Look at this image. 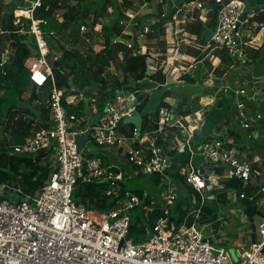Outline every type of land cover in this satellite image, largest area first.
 I'll return each instance as SVG.
<instances>
[{"label":"built area","instance_id":"built-area-1","mask_svg":"<svg viewBox=\"0 0 264 264\" xmlns=\"http://www.w3.org/2000/svg\"><path fill=\"white\" fill-rule=\"evenodd\" d=\"M11 1L7 0L5 4L12 5ZM152 1L159 5L168 0ZM172 1L174 6L175 0ZM151 2H144V6H149ZM24 3L28 5L24 6ZM24 3L12 9L14 23L19 26V30L14 33L19 35L30 33L35 37L40 54L37 57H30L26 61V67L32 83L38 89L51 84L46 99L51 126L42 127L25 136L22 141L13 144L12 152L24 157H36L42 152L49 153L52 171L44 184L33 194L24 192L20 185L0 183V264H233L225 246L219 242L216 244L206 237L196 226V220L206 201L216 199L213 190L217 186L222 187L219 185L221 178L238 177L245 185L253 186V182L256 183V175L261 174L260 170L253 169V163L254 161L262 163L261 158L250 160L237 147L225 127L222 135L210 137L200 146H196V142H193L191 121L202 120L201 109L194 112L198 116L197 119H192L191 115L176 114L175 109L183 99L177 95L173 97L174 101H168L170 96L166 97L165 101L170 106L160 107L156 129L153 132L142 133V130L139 131L136 127L128 133L122 131V125L126 124L124 120L139 113L137 107L141 101L137 95L139 90H126V86L120 90H109L116 84L113 83L112 75L119 76L118 70L122 76L114 63L102 74L110 83L105 90L111 94L104 109L99 111L95 105V98H90L77 90L79 92L76 91V94L72 95L70 104L78 105L83 101L87 103L84 109L70 112L63 104L66 90L57 85L54 75V64L60 60L63 52L59 53L60 56L54 54L52 60L48 59L50 51L45 34L49 22L48 19L35 16V10L42 5V0H28ZM212 3L221 5V8L216 9L217 25L215 30H212L213 35L208 46L212 45V50L224 48L232 54L239 52L242 54L243 46L252 43L245 39L244 34L248 17L254 15V11H249L246 0H184L174 16L177 25L188 21L206 22ZM19 9L26 10L28 15H19ZM246 11L248 16L243 18ZM180 12H183L182 18L178 17ZM124 13L126 19L121 23L128 26L127 30L124 29V34L130 38L117 37L115 42H123L129 48H133L134 54L146 53L148 46L145 41L152 30V24L140 23L134 10L128 9ZM163 15L166 13L163 12ZM23 17L30 20L28 28L24 27ZM61 19L59 17V20ZM79 27L82 35L89 32L88 25L81 24ZM93 28L96 31L98 27ZM167 31L171 36L174 34L173 30ZM5 32L0 29V34L3 35ZM48 35L55 36L56 32L50 30ZM134 38L140 45L139 48H136ZM14 42V38H11L0 47L2 74H6L5 66L11 62L15 54ZM143 46H146L145 50ZM123 57L122 54L120 59ZM185 72L187 71L183 74ZM120 78L123 76L119 77V80ZM179 79L184 84H176L175 79L172 83H175V86L182 85L184 90L190 86L195 90V87L198 88L200 85L190 84L181 80V77ZM249 80L242 77L239 85L234 84L236 81L224 84L218 93L223 90L225 98H237L236 125L244 131L251 129L250 136L258 138L263 127L257 124L264 120V112L250 106L258 97L254 90L245 85ZM259 80L261 79H254V82ZM172 83L166 82L163 89ZM159 87L160 85L155 89ZM143 90L148 94L147 90ZM197 95L198 93L195 96ZM210 104L212 103L207 102L205 105ZM96 113H100V116L92 123ZM151 113L152 111L149 114ZM194 128H197V125H194ZM173 129H179L182 135L187 134L188 137L183 140L176 135L175 147L171 149L174 153L171 154L166 150L165 139L161 134ZM80 137L87 138L82 149L78 143ZM91 142L103 148L122 149L133 170L126 171L119 166L105 165L102 157L90 155L91 151L88 154L90 157L85 159L84 152ZM224 144L227 145L226 149ZM187 152L189 155L186 158H189L181 164H176L174 156L178 154L183 157ZM196 156L203 157L205 163L210 166L211 172L206 169L207 177L201 173L198 166H195ZM173 166L185 175L186 182L201 195L200 205L194 210V223L190 226L186 224L178 226L171 219V211L178 197L176 178L169 175ZM184 166H188L187 171H184ZM218 166L226 167L223 175L216 172ZM135 172L145 175L155 173L166 175L168 180L166 201L160 205L164 213L158 216L153 225L144 227L146 238L136 242L132 237L126 239L133 224L132 210L143 206L142 211L146 213L149 221V214L157 205L154 202L150 205L152 199L147 204L148 197H145V194L141 197L130 190L123 192L122 187L128 174ZM79 181L106 183L103 194L115 199V204L109 207L106 203L100 202L97 204H105L106 210H91L85 203L76 199L75 192ZM260 191L264 192V186ZM240 197L254 199V195L244 190L241 191ZM94 213L98 216L95 217ZM239 255L242 259L241 264H264V217L260 224L256 225L255 241H251Z\"/></svg>","mask_w":264,"mask_h":264},{"label":"trees","instance_id":"trees-1","mask_svg":"<svg viewBox=\"0 0 264 264\" xmlns=\"http://www.w3.org/2000/svg\"><path fill=\"white\" fill-rule=\"evenodd\" d=\"M113 0H106V2H103V4L96 7H93L94 4H96V1L93 0H80L77 4H74L71 0H42V5L38 7L35 10V16L37 18H44L48 19L49 27L51 30H54L56 32L55 36H50L54 39L55 45L58 46L57 40L61 41L63 43V39H67L69 42L72 43H79L82 41L81 33H80V27L77 26V22H80L81 24L86 23L85 21L89 20L91 16L94 17L91 19V29L89 30L88 37H92L93 34H98V32L92 30L93 26H96L100 18L106 15H108V6H114L115 10L119 13V18L124 17V11L131 8L135 2H128V0H123L122 5L117 2H111ZM145 0H142L141 3L144 4ZM148 1V0H146ZM191 1V0H187ZM249 1V0H247ZM18 2V1H17ZM22 4L26 1L21 0ZM21 4V5H22ZM13 8H16L17 5L12 3ZM24 5V4H23ZM90 5L92 8H90ZM2 7V5H0ZM95 8V9H94ZM159 14H163L162 5L159 7ZM249 11L251 12L250 6H248ZM124 10V11H123ZM105 15V16H106ZM217 10L210 8L208 11L209 19L204 22L201 20L198 21H188L184 24L183 30L189 34L190 37L194 36V40L200 44L202 47H206V50H202L201 47L197 46H189L185 45L182 48V53L192 56L196 58L197 63H203L201 67H196L193 71H187L184 74H182L181 80H185L186 82L190 84H198L202 81L206 80L209 77L210 73H213V75L216 77V79L222 78L228 71V69L233 66L236 63H240V59H237V55L232 54L227 49L222 48H216L212 50V45L208 46V43H205L206 35L210 30H215L217 25ZM59 17L62 18V20H59ZM118 18V19H119ZM140 23L146 22V16L143 17L139 16ZM24 21V27H28L30 24V20L27 18H22ZM122 21V19H121ZM170 22L167 20L160 21L155 19L154 23L152 24V30L148 33L147 37L148 40L155 41L160 51L163 53V55L166 54V51L168 49L167 40H166V24ZM254 22L258 24V26L254 30V34H257L262 26H264V9L256 8L254 11V15L251 17H248V22L246 25H251ZM5 25L4 31L6 30L5 34H0V44L6 43V41L10 40L11 38H14V46L16 48L15 54L12 57V60L10 63L6 64L5 71L6 74H2L0 71V84L3 89L6 90V92H11V90H16L17 97L11 101V107H9V113L7 116V123H6V130L11 129V135L16 138L17 142L22 141L25 136L32 134L33 132L41 129L42 127L50 128L51 123L49 121V108L47 107L46 100L44 101L45 97H48V94L41 96L37 93V90L42 91L43 89H50L51 84H47L44 87L38 89L31 81L30 79V72L28 68L26 67V61L30 58V52L26 44L22 42V38L18 36L15 31L19 30V26L14 23V13L11 12L9 17H5L3 21L1 22ZM124 24L120 23L119 21L114 22L112 25L108 26L107 28L112 33L110 34L107 28L103 27L108 34L103 33V43H96L100 44L97 45L99 50L94 49L96 47L95 45L93 47H88V51H90V55L87 56V58H92V62L88 66V72L89 77L93 79L97 86L100 88L97 93H85L86 96L90 98H95V105L96 108L101 111L104 109L106 103L110 99V92L105 90V88L110 84L103 76L102 74L105 72V70L111 66L112 63L116 65V67L121 71L123 80L120 81L119 79L115 80L116 89H120L121 87H125L128 84H135V90L138 91V99L141 101V103L138 105L137 110L139 113L143 116V128L142 133L144 132H153L156 129L157 121H158V111L161 106L167 105L170 106L168 102H166V97L170 96V93L168 90L164 91L162 95L160 94L155 101H157V104L153 103L152 96L149 97V95L143 90L146 89L142 87L141 82L144 84V82H150L155 87L160 85L159 89L163 90L164 85L167 82V78L169 76L168 70H165L164 66H159L155 71H152L147 74V66L151 65V62L149 60L150 54L152 53L149 49L146 53H136L134 54V49L129 48L125 43L123 42H115V39L117 37H122L123 39H129L130 36L123 33L124 30ZM47 26V27H48ZM115 36V38H113ZM135 46L136 48H139L140 45L138 44L136 38H134ZM102 45V46H101ZM60 48V47H59ZM244 53L246 54L248 59H251L253 63L258 64L260 61H264V45L260 47H253L252 45H244L243 46ZM73 51V50H72ZM123 53L124 57L123 59L119 58V54ZM76 54L74 53V56ZM73 56V57H74ZM210 56L213 57L215 62H217V58H219V63L217 65H214L212 60L210 59ZM162 58L165 60L166 57L162 56ZM66 60V58H64ZM153 67V66H152ZM62 68L60 60L55 64L54 67V75L56 79V83L59 87H62V85L66 82L67 75H65V71L61 70ZM151 68V67H150ZM193 68V66H192ZM125 70V73H124ZM177 72V69H172L171 73L175 74ZM204 72V73H203ZM254 77L255 79H258L259 77L264 76V69L263 67H255L254 69ZM170 73V76L172 74ZM203 73V74H202ZM66 76V77H64ZM114 77V76H113ZM173 77V76H172ZM175 78V77H173ZM101 85V86H100ZM31 87L32 92L29 97L31 100H38V101H44V103H39L38 106L35 107V111L27 108H22L21 110L17 109V102H20L19 100L22 99L24 92L27 91ZM129 87V86H128ZM115 89V90H116ZM157 89H155L156 91ZM47 91V92H48ZM72 92H75L73 90ZM158 95V93L156 92ZM69 96V94L64 98L63 104L66 105L70 112L77 111L79 109H84L86 106L85 101L80 102L78 105L73 106V104H68L66 101V98ZM202 96V95H201ZM189 97H185L182 100H180L178 107L175 109L176 114L188 116L193 114L199 109H194L193 105H196L195 103H199V99H194L191 101V103L188 101ZM261 101L263 104L262 109H264V97L263 98H257L256 101ZM227 100H224L223 103H226ZM91 103V102H90ZM253 104V103H252ZM250 105L253 109H259L254 108L253 105ZM260 109L261 111H263ZM150 111H152L151 114ZM149 112V113H148ZM233 112V108H232ZM231 112V114H232ZM145 113V114H143ZM30 115V116H28ZM232 117L227 116L225 120L222 122L223 127H229L228 133L231 137H233L235 144L237 147H239L250 160H254L256 156L261 157L262 164L263 157H264V120L261 121V126L263 127L262 134L260 137L255 138L250 136L251 135V129H248L246 131L242 130L238 125L236 127H230L228 124L231 123ZM235 122V120H234ZM236 123V122H235ZM133 124H123L122 125V131L124 132H131V130L134 129ZM257 127V126H256ZM221 129V125L218 126V130ZM172 136V134H170ZM249 138V139H248ZM170 153V152H169ZM174 153V150L171 154ZM51 162L49 161V153H40L36 157L30 156V157H24L20 155L13 154L11 152L6 151V149L0 150V183L8 182L10 184L14 185H20L24 192L27 193H35L48 179L52 167L50 166ZM260 162L254 161L253 163V169L260 170ZM225 166H220L217 168V172L220 175L224 174ZM175 178L177 179L178 183L181 181L187 188L189 196L187 197H178L177 202L175 206L172 208L171 214H173V217H175L176 221L181 220V223L186 222L188 225L192 224L194 221V215H189L191 212L192 206L199 207L201 202V196L200 194L192 188L190 185L187 184L185 180V176L181 174L180 171H176ZM221 188H218V190L214 191L216 192V196L219 199H226L228 198V194L232 191H235L238 193V199L243 200V205H245V208L247 206H253L257 204V201L259 199L257 186H252L250 184L245 185L244 181L238 177L234 178H221L220 180ZM105 183L102 181H96V182H82L79 181L76 187V196L80 198V200L87 205L88 208L91 209V207L95 206L97 203L104 202L109 207H112L115 204V199H112L109 196H106L103 194V190L105 188ZM181 184L179 183V187ZM123 192L127 191L125 185L122 187ZM248 191L249 194L254 195V199L250 200L249 197L241 198L240 193L241 191ZM139 196L143 197L144 194L142 191H137ZM196 199V205L194 204L193 200ZM150 198H147V204L150 203ZM144 203V204H146ZM138 209H140L138 207ZM141 210V209H140ZM163 209L160 208V206H157L150 215H152V218H150V224H154L158 216L162 215ZM214 215V210L212 208V205L210 204H204L202 206V210L199 216V222L205 223L207 218H210ZM179 224V223H178ZM138 229L136 225H134V228L132 230V236L133 232H135ZM144 230L142 229L141 232ZM136 241L139 240L138 235L135 237Z\"/></svg>","mask_w":264,"mask_h":264},{"label":"rangeland","instance_id":"rangeland-1","mask_svg":"<svg viewBox=\"0 0 264 264\" xmlns=\"http://www.w3.org/2000/svg\"><path fill=\"white\" fill-rule=\"evenodd\" d=\"M103 1L104 0H98L96 4L93 5V7H96L97 3H98V6L103 4ZM250 2H252V4L253 3L257 4L254 7L250 6L251 12L255 11L256 8L264 9V2L256 3L253 0H250ZM92 3L93 2H90V4ZM117 3L121 4L122 2H117ZM0 5H2V7H0V29L4 30L5 25L1 22L3 21L5 17L10 16L12 12V5H7L5 4V2H0ZM26 5L28 4L24 3V6ZM143 5L144 4L141 2H135V5L133 8L137 12L138 16H140V14L146 10H151L153 14H156V13L159 14L160 5H162L163 12H165L166 14H169L173 8V1L168 0L164 4H159V5H157L156 3H154V1H152L149 6L143 7ZM90 8H92L91 5H90ZM108 8H109L108 12L110 14L107 16L106 15L107 13H106L105 14L106 16L104 15L100 18L101 22L103 23V26H105L106 28L112 25L114 22L119 21V19H122V17L119 18V13L116 10H113L111 6H108ZM182 14L183 12H180L178 17L182 18ZM93 17L94 16L92 15L89 20L85 21L89 26V30L91 29V26H92L91 19ZM146 21L151 24L154 23V19H152L151 17H146ZM22 22H26V21L22 19ZM184 24L180 23V25H177L176 21L168 22L166 24L167 30L169 31L173 30L174 34H172L171 36L170 32L168 34V31L166 30V33H167L166 40H167L168 49L165 55H163V53L160 51V48L155 41H151L148 39L145 41V43L148 46V49L152 52L149 57V60L153 66L152 71H155L157 67L159 66H164L165 70H168V73L170 74L172 69L175 66V68L177 69V72L175 74H172V73L171 74L173 77H175L174 79H175L176 84H184L179 79V77L183 74L184 71H190V70L193 71L197 66L201 67V65L203 64V63H197L195 61L196 58L183 54L182 48L185 45L201 47L202 50H206L207 48V46L202 47L192 37H190L187 32L183 30ZM257 26L258 24L256 22H254L251 25L244 26L245 39H247L248 41H252L251 45L255 48L264 45V31H263L264 26H262V28L257 34H254V30ZM26 28L28 27L26 26ZM50 30L51 29L48 26L46 28L45 39L48 43V49L50 51L48 59L52 60V57L54 56V54H58L60 56L59 53L61 52V50L59 46L55 45L54 39L48 35ZM107 30L109 31L110 34L112 33L111 32L112 29L110 31L107 28ZM103 33L108 34V32H106L105 29ZM17 35L20 36V38H22V42L26 44V46L28 47L29 52H30V57H37L40 54L34 35L30 33L20 34V35L17 34ZM101 36H103V34L98 33V34H93V36L90 38L88 37V34L86 33L85 35L81 34L82 41H80L79 43H72V42H69L67 39H63L62 41L63 42L62 44L67 46L68 49L73 50V52L76 54L70 60L67 58L65 60L64 56H61L60 58V63L62 66V68L60 69L65 71L66 73L65 75H67L66 82L62 85V88L66 90V93H65L66 96L69 94V96L66 99L67 102H69L68 104H70V101L72 100V95L76 94L77 90H80L83 94L91 93V92L97 93L99 91L98 89L100 87L97 86V83L93 79H91L88 75L89 74L88 66L92 62V60H90L92 58L89 59L87 58V56L90 55L91 53L90 51H88V47H93L98 42L100 43L104 42L102 41L103 38ZM113 38H115V36H113ZM97 45H100V44H96L95 45L96 47H94V49L99 50L100 48H98ZM240 53L241 52L235 54L237 55V59H240V63H236L233 66H231L228 69L227 73L222 78H219L218 80H216V77L213 75V73H210L209 77L206 80L202 81L201 83H198L200 84L199 86L197 85L198 88L195 87V90H194L193 87L191 86L189 87L190 88L189 91L197 92L198 95L189 96L188 101L191 103L192 100L199 99L200 105L198 103H195L196 105H193V107L194 109H199V108L201 109L202 120L200 122L203 123L204 119L206 120V125L204 127H208V133L210 137H218L219 135L223 134L222 122H223V119L225 118V117L223 118V116L231 115L232 121L228 125L230 127L231 126L236 127V123L234 122V120H235V114L237 113V110H238L237 104H236L237 98L235 97L225 98L224 96H226V94L223 93L224 92L223 90H221L220 93H218V90L220 89L222 85L227 84V83H233L232 81H236L234 84L239 85L241 84L240 79H242V77H245V78L250 79L249 82L245 84L247 87H249L250 90H259V92L264 93V90H263L264 76L258 78V79H261L259 81L262 82L259 86L254 85V79H255L254 69L255 67H263L264 69V61H261V62L259 61L258 64H256V63H253L251 59H248L244 52H242V54ZM162 56H165L166 59L164 60ZM210 59L212 60L214 65H217L219 63V60L217 59V62H215L212 56H210ZM71 72L72 74H70ZM118 74L120 77H122L119 71H118ZM112 77H113V83H116L115 80L119 79L117 75H112ZM175 83L168 84L163 90L157 88L156 92L158 93V95L160 94L162 95L164 91L168 90V92L170 93L171 100L176 94L182 97V95L186 94L187 90L182 89V85L175 86ZM131 85L135 86V84H128L127 86H131ZM112 89H109V90L114 91L116 89V86L112 87ZM73 90H75V92H72ZM47 91L48 89H45V90L43 89L42 91L39 90V92L37 90V93L43 96L44 98V95L49 93V91L48 92ZM31 92H32L31 87L27 91L24 92L22 99L19 100L20 102H17L16 104L17 109L21 110L22 108H25V109L29 108L35 111V107L38 106L39 103H44V101L47 99V96H46L44 101H38V100L30 101L29 97L31 95ZM197 93H194V94H197ZM16 95H17L16 90H11V92H6V90L3 89L0 84V149H6V151L11 152V153H13L12 146L13 144L17 142L16 141L17 139L11 135V129L6 130L5 128H6V123L8 121L7 119V116L9 113L8 109L9 107H11L10 100L15 99L17 97ZM224 100H227V102L223 103ZM207 102H210L212 104L205 105ZM73 106H76V105H73ZM226 106H228L227 110L226 111L222 110V109H225ZM218 107H221V110H218ZM232 108H233V112L231 114L230 111L232 110ZM262 110L264 112V109ZM191 118L197 119L198 116L195 113H193L191 114ZM191 123H195L194 120H192ZM220 125H221L222 131H220V129L218 130V126ZM257 125L261 126V122H259ZM215 128L217 129V131L215 130ZM225 128L229 130V127H225ZM175 130L179 131V129H175ZM262 130L260 132V135L262 134ZM179 133H181V131H179ZM187 137H188L187 134L185 135L181 134V138L183 140L186 139ZM166 139H168L169 141L171 140L170 132H168V137H166ZM166 139L165 141H167V146H168L170 145V142L168 143V140ZM173 144H175V142ZM102 148L103 147H99L95 143L91 142L88 145V148H86L84 152L85 159L88 157V154L90 153L89 151L96 153V152H100ZM169 152L172 153L171 148L169 149ZM188 155L189 153L187 152L185 156L187 157ZM258 157L259 156H256L255 158L257 159ZM195 162L196 163L203 162V158L200 156H196ZM122 165L124 167L130 166V164H122ZM260 165H261V168H260L261 174L256 175V178H255L256 183L254 181L253 186H257L258 194H260L257 205H258L259 210L264 213V192L260 191V188L264 186V164L261 163ZM183 168H184V171L188 170V166H184ZM176 169L177 168L173 166V168L169 171V175L172 177L175 176L176 171H177ZM209 171L211 172L210 166H209ZM179 183L181 184L180 187H179ZM179 183L176 179L179 196L181 198L189 196L186 186L181 181ZM104 186L106 188L107 184L105 183ZM125 187L126 189L130 190L132 193H135V194L137 193V191H142L143 194H145V197H149L150 199L153 200L150 205H152L154 202L156 203L157 206H160L164 204L166 201V195H167V190H168V180H167L166 175H161V174H156V173L145 175L142 173L135 172V173L128 174L127 179L125 181ZM218 188H221V187H218ZM218 188L215 187L214 191L218 190ZM214 193L216 194V192ZM236 193L237 192L235 191L229 193L227 201L226 199H219L217 196H216V199L213 201H206L205 204L212 205V208L214 210V215L206 219L205 221L206 226H205V229L203 228V233L206 236H210V238L212 239L214 243L218 244L219 242L225 246L233 264H241L242 259L240 258L239 254H241L249 246L251 239H252L251 233H252L253 227H252V223L250 222L249 218L244 214L245 205H243V200H237V201L234 200L236 198L235 196ZM76 199L78 201H81L80 198L77 196H76ZM193 202L194 204H196L194 200ZM91 210H96V208L92 206ZM94 216L96 217L98 216V214L94 213ZM149 218H152V215L149 214ZM132 221H133V224L138 227V229L135 232H133V236H132L133 241L136 242L135 237L137 235L139 237L138 241L145 239L146 238L145 232L144 231L141 232V230L142 229L144 230L145 226L150 225V220L148 221L146 213L138 208L132 210ZM261 221H262V216L256 215L255 223L257 226L260 224ZM215 240H218V241H215Z\"/></svg>","mask_w":264,"mask_h":264},{"label":"crops","instance_id":"crops-1","mask_svg":"<svg viewBox=\"0 0 264 264\" xmlns=\"http://www.w3.org/2000/svg\"><path fill=\"white\" fill-rule=\"evenodd\" d=\"M15 2V0H12L11 2ZM18 2H21V0H17ZM24 1H26V2H28V0H24ZM91 1V0H90ZM96 2L98 1V0H95ZM123 0H113V1H111V2H122ZM149 2H151L152 0H148ZM247 1V0H246ZM254 2H264V0H253ZM0 2H7V0H0ZM92 2H93V0H92ZM103 2H106V0H104ZM128 2H142V0H128ZM144 2H146V0L144 1ZM134 5H135V3H134ZM134 5L131 7V8H129V9H131V10H134ZM247 5L248 6H255V5H257V4H255V3H253L252 4V2H250V0L249 1H247ZM143 7H145L144 5H143ZM111 8L113 9V10H115V8H114V6L112 7L111 6ZM108 10H109V8H108ZM128 10V9H127ZM135 11V10H134ZM125 12V11H124ZM150 13H152V11L151 10H146V11H143L141 14H140V16H142L143 15V17L144 16H146V17H148V14H150ZM110 13L108 12V15H109ZM107 15V16H108ZM137 17H139V16H137ZM152 18V17H151ZM123 19H126V16H125V13H124V17L122 18V20ZM62 20V19H61ZM60 20V21H61ZM120 20V23H121V19H119ZM84 24H86V25H88L87 23H84ZM94 27V26H93ZM96 27H98L97 29H96V32H98V33H101V34H103V23L101 22V19H100V21H99V23L96 25ZM100 29V30H99ZM124 29H128V26H126V24L124 25ZM95 31V30H94ZM263 31H264V28H263ZM123 33H124V30H123ZM4 35V34H3ZM102 38H104L103 36H101ZM2 45L0 44V47H1ZM146 49V46H143V50H145ZM123 53H120L119 54V58L121 57V55H122ZM218 60H219V58H217ZM152 66H151V70H152ZM112 70H114V68H111ZM117 70V69H116ZM117 72H118V70H117ZM118 77H120V76H118ZM245 78V77H244ZM246 79V78H245ZM123 80V78H120V81H122ZM216 80H218V79H216ZM262 82H260V81H257V82H254V85L255 86H259L260 84H261ZM132 84H134V83H132ZM141 84H142V87H144L145 85L147 86L146 87V89L145 90H147L148 91V94H149V96H152L154 99H153V103L154 104H157L158 102L157 101H155V99L159 96V95H157L156 94V91H155V86L153 85V84H151L150 82H144V84L141 82ZM263 87V86H262ZM125 88H127L126 90H135V87H134V85H131V86H126ZM145 88V87H144ZM187 91H186V94L185 95H182V97L183 98H185V97H189V96H192L193 95V93H194V91H189L190 90V88L188 87L187 89H186ZM263 90H264V88H263ZM255 91V93L257 94V95H261L262 97H264V93H261V92H259V90H254ZM177 96H179L178 94H176ZM194 95H196V94H194ZM169 98V97H168ZM171 98V97H170ZM168 99V101H174V98L171 100V99ZM193 98V97H192ZM191 99V98H190ZM253 106H254V108H259V109H262V107H263V104L261 103V101H256V102H253V104H252ZM222 107V106H221ZM221 107H218V110H221ZM227 107L228 106H226V108L225 109H222V110H227ZM230 112H232V110L230 111ZM228 115H226V116H223V118L225 117H227ZM222 118V119H223ZM225 118L223 119V121L225 120ZM221 120V119H220ZM194 122L195 123H191V125L193 126V127H191V129H193V132H194V137H193V142H196V146H200L201 144H203L204 142H205V140L206 139H210V135H209V133H208V127H204L205 125H206V120L204 119V121H203V123H201V122H199L198 120H194ZM199 123V124H198ZM194 125H197V128H194ZM205 129V130H204ZM215 130L217 131V129L215 128ZM206 131V132H205ZM168 132H170V134H172V136H170L171 137V140L169 141L168 139H166V137H168ZM179 136V137H181V133H179V131H175L174 129L173 130H167V131H165L164 133H162L161 134V137L162 138H164V139H166V140H168V143L170 142V145H168L167 146V141H165L164 140V144H165V148H166V150L167 151H169V149L171 148V149H173L174 147H175V144H173L175 141H174V138H175V136ZM174 145V146H173ZM1 150V149H0ZM90 155H100L101 157H102V160H103V163L104 164H106V165H113V166H119L120 168H122V169H124V170H126V171H130V170H133V167L132 166H129V167H124L122 164H131L127 159H126V157H124V153H123V150L122 149H117V148H115V147H112V148H102L101 149V151L100 152H96V153H94V152H92L91 151V153H90ZM88 157H90V156H88ZM185 159H187L186 158V156H185V154L183 155V157L182 156H180V155H175L174 156V161H175V163L176 164H181V163H183L184 162V160ZM186 162V161H185ZM202 164V163H201ZM195 165H199V163H197V164H195ZM258 202V201H257ZM256 205V204H255ZM259 209V208H258ZM215 241H218V240H215Z\"/></svg>","mask_w":264,"mask_h":264},{"label":"water","instance_id":"water-1","mask_svg":"<svg viewBox=\"0 0 264 264\" xmlns=\"http://www.w3.org/2000/svg\"><path fill=\"white\" fill-rule=\"evenodd\" d=\"M183 2H184V0H175L174 1V6H173L171 12L168 15H159L158 13H156V14L150 13V14H148V17H153V18L158 19L160 21H164V20L174 21V19H175L174 16H175L176 12L178 11V6L180 4H182ZM14 3L17 6H20L22 4V2H17V0H15ZM73 3L77 4L78 2L75 1ZM210 7L213 8V9H217V8L220 9L221 5L217 6L216 3H212V4H210ZM247 16H248V11H246L244 13L243 18H245ZM79 23L80 22L78 21L77 22V26H79ZM92 30H94L93 27H92ZM212 35H213V31L210 30L208 32V34L206 35L205 43H209L210 42V39H211ZM57 41H58L57 44L60 47V50L63 52V56L65 58L69 59V60L72 59L73 56H74V52L72 50L68 49L67 46L62 44L61 41H59V40H57ZM150 67H151L150 65L147 66V74H149L151 72ZM124 73H125V70H124ZM70 74H72V72ZM64 77H66V76H64ZM173 81H174L173 77L169 75L168 78H167V83H172ZM77 92H79V91H77ZM256 96L259 97V98L262 97L261 95H256ZM99 116H100V113H96L93 116V118H92V123H95L98 120ZM143 120H144L143 116L140 113H136L134 116L126 118L124 120V122L126 124H128V123L133 124L139 131H141L142 128H143ZM86 141H87V138H84V137L78 138V143H79L80 149H82V147L86 143ZM224 148H227L226 144H224ZM200 170L207 177L208 174L205 172V167L201 166ZM95 207L98 210H106L107 209V206L105 204H96ZM140 209L142 210V206H140ZM244 214L249 218L250 222L252 223L253 230H252L251 236H252V241H255V238H256L255 216L259 215V216L264 217V213L258 209V205L256 204V205H253V206H247L245 208ZM178 222H180V221L178 220ZM197 226L199 227V224H197ZM133 227H134V225H131L129 233L126 236L127 240L131 239V232L133 230ZM123 242H124V240L122 241V243Z\"/></svg>","mask_w":264,"mask_h":264},{"label":"clouds","instance_id":"clouds-1","mask_svg":"<svg viewBox=\"0 0 264 264\" xmlns=\"http://www.w3.org/2000/svg\"><path fill=\"white\" fill-rule=\"evenodd\" d=\"M18 7V6H17ZM12 9H13V6H12ZM160 15V14H159ZM163 15V14H162ZM166 15H168V14H166ZM25 18V17H24ZM152 19H154L155 20V18H153L152 17ZM158 20V19H157ZM174 21H175V19H174ZM147 22V21H146ZM170 22H173V21H170ZM149 23V22H148ZM79 25H80V23H79ZM147 39H148V37H147ZM147 45V44H146ZM151 66V65H150ZM170 75V74H169ZM174 79V78H173ZM257 95V94H256ZM259 98V97H258ZM261 98H263V97H261ZM222 131V130H221ZM226 149V148H225ZM201 157V156H200ZM189 158V157H188ZM187 158V159H188ZM203 158V157H202ZM204 162V163H203ZM203 162H199V165H195V166H198L199 167V169H200V167L201 166H204L205 167V172H206V169L209 171V165H207L206 163H205V161H204V158H203ZM186 163H187V160H186ZM185 163V164H186ZM202 163V164H201ZM195 164H197L196 162H195ZM261 166V165H260ZM218 167H220V166H218ZM217 167V168H218ZM201 171V170H200ZM216 172H217V169H216ZM202 173V172H201ZM207 173V172H206ZM218 173V172H217ZM182 174V173H181ZM203 175H204V173H202ZM208 174V173H207ZM219 174V173H218ZM184 175V174H183ZM185 176V175H184ZM205 176V175H204ZM208 176V175H207ZM206 177V176H205ZM186 180V179H185ZM188 184V183H187ZM189 185V184H188ZM219 185H221V183H220V180H219ZM219 186H217V188H218ZM193 188V187H192ZM215 189V188H214ZM214 191V190H213ZM233 192V191H232ZM231 193V192H230ZM201 196V195H200ZM236 196V198H235V200L237 201V200H239L238 199V194H236L235 195ZM178 197H179V194H178ZM178 197H177V199H178ZM251 200V199H250ZM195 201V203H196V199L194 200ZM177 202V201H176ZM196 205V204H195ZM175 206V205H174ZM140 208V207H139ZM142 208H143V206H142ZM198 207H195V206H192V208H191V212L189 213V215H194V220H195V212H194V210L195 209H197ZM144 212V211H143ZM200 216V215H199ZM172 220H174L175 222H176V224L178 225V226H180V225H185L186 224V226H190V225H192L193 223H194V221L192 222V224H190V225H188L186 222H183V223H181V220H179L180 222H178V220L176 221V219H175V217H173V214H172V218H171ZM198 219H199V217H198ZM196 220L197 222H196V226H197V224H199V227L198 228H200L201 230H202V232H203V228L205 229V226H204V224L206 225V223H200L199 222V220ZM179 223V224H178ZM132 225H134V224H132ZM134 228V227H133ZM204 234V233H203ZM205 235V234H204ZM206 236V235H205ZM131 237H132V232H131ZM206 237H209V239L212 241V239L210 238V236H206ZM251 241H252V239H251ZM223 245V244H222Z\"/></svg>","mask_w":264,"mask_h":264},{"label":"bare ground","instance_id":"bare-ground-1","mask_svg":"<svg viewBox=\"0 0 264 264\" xmlns=\"http://www.w3.org/2000/svg\"><path fill=\"white\" fill-rule=\"evenodd\" d=\"M18 14H19V15H28V12H27L26 10H21V9H19V10H18Z\"/></svg>","mask_w":264,"mask_h":264}]
</instances>
